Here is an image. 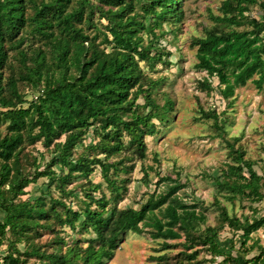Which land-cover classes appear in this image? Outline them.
I'll return each instance as SVG.
<instances>
[{"label":"trees","instance_id":"1","mask_svg":"<svg viewBox=\"0 0 264 264\" xmlns=\"http://www.w3.org/2000/svg\"><path fill=\"white\" fill-rule=\"evenodd\" d=\"M100 1L109 9L93 7L90 19L97 11L101 14L99 17L108 22L104 44L111 48L110 51L102 49L97 37L91 39L85 29L77 26V22H83L85 8L90 5L87 0L81 10L71 11L72 0L40 3L37 0H0V214L4 215L3 219L0 217V247L6 238L11 247L12 237L13 243L23 241L40 228L42 221L49 222L53 217L72 230L79 225L82 231L92 230L96 236V241L90 242L83 255L70 248L63 255L47 256L52 264H76L78 261L105 264L113 257L121 237L129 232L142 235L150 229L151 237L156 240H180L183 234L195 240L191 232L205 222V216L197 212V205H186L178 195L186 186L179 178H161L157 184H164L163 191L150 195L139 210L117 207L122 192L127 190L126 180H121L120 184L118 177L131 172L123 159L112 161L125 147L122 139L126 136L131 145L136 144L141 159L145 160L144 138L156 134L154 120L164 122L173 113L174 102L167 100L163 106L157 104L153 97L157 84L147 77L140 65L155 58L161 62L163 55L151 57L155 47L152 43L145 46L141 36L145 24L135 15L130 16L133 1ZM184 1L152 0L147 12L158 21L180 22L185 14ZM157 7H161L162 12L156 11ZM252 7L260 8L262 21L248 18ZM213 20L217 26L194 41L198 48L197 68L219 79L220 85L225 86L220 90L224 99L233 97L238 87L246 86L256 75L259 78L253 82L263 86L264 0H225L222 16H213ZM246 25L252 29L237 30ZM220 26L228 30H220ZM28 32L42 37L45 46L51 47L50 51L39 49L29 56L23 49ZM14 67H18V71ZM20 81L37 93L35 100H25L19 88ZM204 86L208 91L213 90L208 80ZM141 96L146 100L144 106L137 104ZM144 107L147 110L141 113ZM201 115L218 125L216 113L202 111ZM91 127L99 130L102 138L87 145L76 158L77 146H84ZM38 142H43L47 148L54 145L47 169H35L40 172L37 178H49L48 187L56 184L63 196H73L66 190L72 180L81 176L89 178L100 168L110 198L102 193L99 185L88 194L91 203L86 204L84 210L68 207L62 198L51 197L48 203L44 192L35 199L19 200L36 182L21 172L19 155L25 144ZM91 152L95 155H90ZM234 153L235 163L225 165L221 179L216 181L219 193L227 192L230 200L246 198L254 203L264 202V176L254 169V163L245 160L244 152L234 150ZM148 178L146 172L144 179ZM97 191L102 193L100 199L95 196ZM111 203L116 206L108 213ZM92 204L97 208L93 209ZM220 209L223 222L243 233V245L250 241L255 231L264 227V217L246 226L237 217H231L225 207L220 206ZM217 237L218 227H208L198 238L219 253ZM253 247L249 248V254ZM164 248L170 245L164 243ZM32 251L31 255L42 256L38 250L33 248ZM231 260L234 264H264V248L251 260ZM17 262L19 258L11 251L0 264Z\"/></svg>","mask_w":264,"mask_h":264},{"label":"rangeland","instance_id":"2","mask_svg":"<svg viewBox=\"0 0 264 264\" xmlns=\"http://www.w3.org/2000/svg\"><path fill=\"white\" fill-rule=\"evenodd\" d=\"M37 1L40 3L51 0ZM84 1L86 0H72L70 11L81 10ZM87 1L90 5L85 8L83 22H77V26L85 29L91 39L97 37V43L102 49L110 51L111 48L104 44L108 22L101 19V14L97 11L90 19L93 7H104L105 10L109 7L100 0ZM132 1L134 8L130 16L135 15L146 27L141 33L144 44L147 46L152 43L155 47L151 57L156 54L163 55L161 62L155 58L149 63L141 62L140 65L147 77L157 84L153 96L157 104L163 106L167 100H172L174 111L164 122L154 120L156 134L144 138L147 146L145 160L141 159L136 144L131 145L126 136L122 139L125 147L112 161L123 159L131 172L122 173L118 177L120 184L121 180H126L127 190L122 192V199L117 207L139 210L150 195L163 191L164 184H157L161 178H179L186 186L178 195L184 199L186 205H197V212L205 216V222L199 223L198 229L191 232V237L195 240L187 239L185 234L180 240H156L151 237L150 229L142 235L125 233L113 257L106 260L105 264H234L231 259H247L248 256H253L249 254L252 243L264 242V229L255 231L250 241L243 245V233L231 229L223 222L220 206L225 207L231 217H237L247 226L264 217V202L254 203L252 199L246 198L230 200L227 192L219 193L216 181L221 179L225 165L235 163L234 150L244 152L245 160L254 163V169L264 176V85H255L253 81L259 78L256 75L246 86L238 87L233 97L224 99L220 90L225 86L220 85L219 79L209 77L205 71L197 68L198 48L194 46V41L205 37L207 30H213L217 26L213 16H222L225 0H185V14L180 22L158 21L153 18L147 12L152 0ZM156 11L162 12V8L157 7ZM259 11V7H252L247 14L248 18L262 21ZM31 14L29 11V15ZM251 29L249 25L237 28L238 31ZM220 30L228 29L220 26ZM25 36L27 41L23 49L27 50L29 56L39 49L50 51L51 47L45 46L42 37L29 32ZM109 37L112 39L110 35ZM29 64L32 65L31 62ZM17 68L14 67V70L18 71ZM206 80L212 85V91L204 86ZM19 88L28 102L38 96L25 82L20 81ZM145 102L144 96H141L137 104L144 106ZM146 110L145 107L142 108L141 113ZM202 111L216 113L219 117L218 125L213 119L203 117ZM101 138V132L91 127L83 141L84 146H77L75 157L78 158L87 145L97 143ZM53 151L54 145L47 148L43 142L27 143L21 149V172L31 181L36 179V182L26 189L27 195L19 200L35 199L44 192L48 203L51 197L62 198L68 207L84 210L86 204L91 203L88 194L99 185L102 193L110 198L100 168L89 178H74L66 188L67 192L73 193V196L68 197L60 193L56 184L48 187L49 178H37L40 172H35V169L40 167L39 171H45L50 165ZM90 155L95 154L91 152ZM99 155L104 159V155ZM146 172L149 174L147 181L144 179ZM101 191L95 194L98 199L102 197ZM92 205L93 209L97 208L96 204ZM114 206V203L108 206V213ZM58 210L62 211V208L59 207ZM0 217L3 219L4 215L0 214ZM208 227H218L219 253L211 250L210 244H205L198 238ZM28 237L31 239H26ZM24 238L19 243H13L15 239L12 237V247L9 238L4 239L0 247V263L12 251V255L19 258L16 264H52L47 256L63 255L70 248L79 250L83 255L90 242L96 241L92 230L82 231L79 225L72 230L54 217L49 222L42 221L40 228ZM164 243L169 244L170 248L165 249ZM33 248L42 256L31 255ZM256 255H259L257 251Z\"/></svg>","mask_w":264,"mask_h":264},{"label":"crops","instance_id":"3","mask_svg":"<svg viewBox=\"0 0 264 264\" xmlns=\"http://www.w3.org/2000/svg\"><path fill=\"white\" fill-rule=\"evenodd\" d=\"M261 229H264V227L263 228H260L258 231H260ZM252 246H255V248L253 247V249H251V254L253 255V256H248L247 257V259L248 260H251V259H253L255 256H258V255H256V251L258 252V253H260L261 252V249L262 248H264V242H260V243H257L256 241H254L253 243H252ZM262 247V248H261ZM251 248V247H250Z\"/></svg>","mask_w":264,"mask_h":264}]
</instances>
